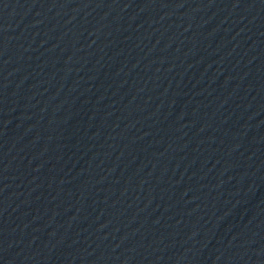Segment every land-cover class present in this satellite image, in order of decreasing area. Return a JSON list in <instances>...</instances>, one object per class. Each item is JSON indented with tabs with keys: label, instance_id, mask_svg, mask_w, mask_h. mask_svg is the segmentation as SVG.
I'll return each mask as SVG.
<instances>
[{
	"label": "water",
	"instance_id": "1",
	"mask_svg": "<svg viewBox=\"0 0 264 264\" xmlns=\"http://www.w3.org/2000/svg\"><path fill=\"white\" fill-rule=\"evenodd\" d=\"M0 264H264V0H0Z\"/></svg>",
	"mask_w": 264,
	"mask_h": 264
}]
</instances>
